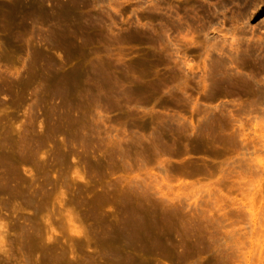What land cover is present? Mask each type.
<instances>
[{
  "label": "rangeland",
  "instance_id": "1",
  "mask_svg": "<svg viewBox=\"0 0 264 264\" xmlns=\"http://www.w3.org/2000/svg\"><path fill=\"white\" fill-rule=\"evenodd\" d=\"M29 263L264 264V0H0V264Z\"/></svg>",
  "mask_w": 264,
  "mask_h": 264
},
{
  "label": "bare ground",
  "instance_id": "2",
  "mask_svg": "<svg viewBox=\"0 0 264 264\" xmlns=\"http://www.w3.org/2000/svg\"><path fill=\"white\" fill-rule=\"evenodd\" d=\"M166 141V140H165ZM167 176H168V174H167ZM170 181V180H169ZM10 185V184H9ZM8 186V185H7ZM11 187V186H10ZM140 218V217H139ZM114 224V223H113ZM38 226V225H37ZM145 227V226H144ZM37 228V227H36ZM153 228V227H152ZM156 228V227H155ZM122 229H124V228H122ZM144 230V229H143ZM147 230V229H146ZM35 232H36V230H35ZM150 232V231H149ZM159 232V231H158ZM162 233V232H161ZM31 234V233H30ZM44 234V233H43ZM35 235V234H34ZM88 235H89V233H88ZM113 235H114V233H113ZM153 235V234H152ZM126 236V235H125ZM91 237V236H90ZM34 239V238H33ZM113 239V238H112ZM22 240V239H21ZM119 240V239H118ZM39 241V240H38ZM89 241H90V239H89ZM58 242V241H57ZM44 244V243H43ZM36 245V244H35ZM89 245V244H88ZM37 246V245H36ZM58 246V245H57ZM35 247V246H34ZM46 247V246H45ZM67 247V246H66ZM116 247V246H115ZM27 248V247H26ZM57 248V247H56ZM111 248V247H110ZM133 248V247H132ZM95 249V248H94ZM142 249V248H141ZM107 250V249H106ZM96 252V251H95ZM83 253V252H82ZM88 254V253H87ZM25 255V254H24ZM77 255V254H76ZM163 256V255H162ZM65 258V257H64ZM34 259V258H33ZM85 259V258H84ZM147 260V259H146ZM50 262V261H49ZM56 262V261H55ZM80 262V261H79ZM35 263V262H34ZM30 264V263H29Z\"/></svg>",
  "mask_w": 264,
  "mask_h": 264
}]
</instances>
